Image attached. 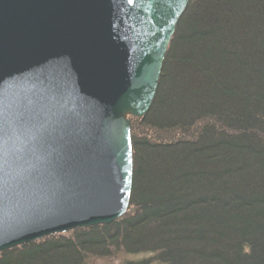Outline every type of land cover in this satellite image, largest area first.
<instances>
[{
	"label": "trees",
	"instance_id": "16d2710c",
	"mask_svg": "<svg viewBox=\"0 0 264 264\" xmlns=\"http://www.w3.org/2000/svg\"><path fill=\"white\" fill-rule=\"evenodd\" d=\"M128 118L126 211L0 264H264V0H188L149 108Z\"/></svg>",
	"mask_w": 264,
	"mask_h": 264
},
{
	"label": "water",
	"instance_id": "95a60500",
	"mask_svg": "<svg viewBox=\"0 0 264 264\" xmlns=\"http://www.w3.org/2000/svg\"><path fill=\"white\" fill-rule=\"evenodd\" d=\"M188 0H0V251L127 209L130 121Z\"/></svg>",
	"mask_w": 264,
	"mask_h": 264
},
{
	"label": "rangeland",
	"instance_id": "374dc122",
	"mask_svg": "<svg viewBox=\"0 0 264 264\" xmlns=\"http://www.w3.org/2000/svg\"><path fill=\"white\" fill-rule=\"evenodd\" d=\"M150 255L149 253H139V254H131L125 256H116L109 260H98L94 261L92 264H123L125 259H138L141 257H146ZM148 264H158L156 260H152Z\"/></svg>",
	"mask_w": 264,
	"mask_h": 264
}]
</instances>
